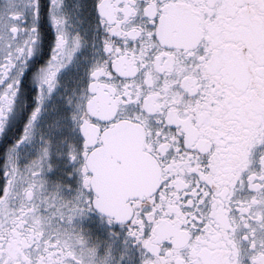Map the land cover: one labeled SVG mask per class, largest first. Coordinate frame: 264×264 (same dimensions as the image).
<instances>
[{
	"label": "snow or ice",
	"instance_id": "obj_1",
	"mask_svg": "<svg viewBox=\"0 0 264 264\" xmlns=\"http://www.w3.org/2000/svg\"><path fill=\"white\" fill-rule=\"evenodd\" d=\"M0 264H264V0H0Z\"/></svg>",
	"mask_w": 264,
	"mask_h": 264
}]
</instances>
